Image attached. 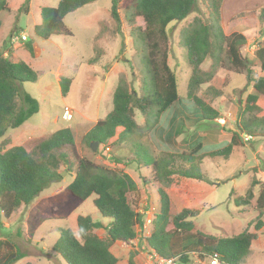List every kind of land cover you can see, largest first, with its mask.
Returning a JSON list of instances; mask_svg holds the SVG:
<instances>
[{"label":"rangeland","instance_id":"374dc122","mask_svg":"<svg viewBox=\"0 0 264 264\" xmlns=\"http://www.w3.org/2000/svg\"><path fill=\"white\" fill-rule=\"evenodd\" d=\"M5 1L9 8L0 11V55L11 51L16 61L24 60L35 70L44 72L37 82L26 81L22 85L23 91L39 101L40 109L24 125L7 131L5 137L12 139L7 147L22 145L39 159V143L54 131L71 127L74 137L72 145L57 149L49 159L51 167L61 173V180L45 188L36 200L61 192L75 177L79 161L86 158L100 170L129 174L138 188L128 195L129 201L136 212L146 215L142 229L136 226V239L118 241L113 245V252L119 258L116 264H128L131 251L137 252L135 260L142 264L147 252L154 251L143 238L150 235L153 230L150 220L159 212V189L169 194L172 215L185 207L201 208L195 223L205 234L231 237L246 229L256 232L258 237L251 245V252L241 264H264V208L257 205L261 185L255 187L254 198L249 205L238 207L234 203L236 198L246 195L254 176L264 183V136L246 139L242 135L240 145L234 148L230 157L207 156L203 159L200 164L205 175L203 180L179 176L172 184L155 181L151 162L148 165L143 163L161 156L160 149L147 134L149 126L144 127L145 132L136 130L128 133L127 139L121 143L116 141V137L111 138L98 144L95 150L84 141L89 130L112 110L113 92L120 78H125L129 89L138 93L142 78H147L141 63L146 51L138 35L139 28L144 29L145 23L141 17L129 19L127 7L132 0H123L121 4L120 26L111 17V0H96L67 14L65 22L72 35H52L47 40L35 35V25L41 23V10L56 6L59 0ZM207 7L206 2L198 0L194 11L185 20L168 27L169 63L179 78L181 95L186 94L192 71L187 49L181 42V31L197 16L206 19L209 14ZM263 8L264 0H224L220 12L225 34L240 32L247 36L248 41L241 48V54L251 62L255 79L264 76V70L254 57L264 42V22L260 17ZM23 34L28 39L18 41L16 36ZM30 41L34 45V56L26 49V43ZM210 63L207 59L202 69L208 70ZM245 73L237 74L225 67L218 70L211 82L201 87L200 96L219 111L220 117L196 122L191 116L190 122L186 120L182 133L176 136L175 148L187 152L193 132L204 136L206 143L231 139L237 128L240 106L253 93ZM63 77L71 78L66 94L62 92L60 83ZM146 87H150L149 83ZM66 106L73 111L70 121L63 118ZM136 119L140 124L145 122L139 111ZM176 159L175 169L185 164L180 158ZM95 198L93 194L68 220L45 221L47 210L43 201L22 205L10 217H5L0 211V240L12 241L26 254L14 264H67L53 251L60 236L59 229L77 230L78 215H91L106 224L109 221L97 211ZM259 220L263 226L256 231L255 224ZM98 233L104 236L105 230L99 229ZM4 252L5 249H0V255Z\"/></svg>","mask_w":264,"mask_h":264},{"label":"trees","instance_id":"16d2710c","mask_svg":"<svg viewBox=\"0 0 264 264\" xmlns=\"http://www.w3.org/2000/svg\"><path fill=\"white\" fill-rule=\"evenodd\" d=\"M94 1L59 0L56 6L43 8L41 23L35 25V35L45 40L52 35H72L65 17ZM223 1L203 0L208 6V17H195L181 31V42L187 49L192 68L186 94L181 95L179 78L169 63L168 27L185 20L194 11L198 0H132L127 7L129 19L141 17L145 23L144 29L139 28L138 35L146 51L141 63L147 78H142L140 93L129 89V82L120 78L113 92L112 110L85 135L84 141L89 146L106 143L115 137L121 143L127 139L128 133L149 126L147 134L160 149L161 156L143 163L148 165L151 162L155 181L172 184L179 176L203 180L205 175L200 169L203 159L207 156L230 157L234 148L240 145L242 135L250 138L264 136V76L255 79L251 62L241 54V48L247 44V36L240 32L224 33L220 16ZM111 2V17L120 26L119 13L123 0ZM8 8L6 1L0 0V11ZM260 17L264 22V8ZM26 49L34 56L32 41L26 43ZM254 57L264 70V42L257 48ZM207 59L211 61L210 68L203 70L201 66ZM225 67L237 74L245 71L246 80L253 87V93L240 106L237 128L231 139L206 143L204 136L193 132L187 144L188 151L178 150L174 147L175 138L182 133L186 120L191 121V116L196 122L213 121L220 117L219 111L207 104L199 92L204 84L214 79L219 69ZM43 73L24 60L16 61L11 51L0 55V211L5 217H10L22 205L43 201L47 210L45 221L68 220L95 194L94 205L103 218H109L108 223L105 225L91 215H79L77 230L59 229L60 236L53 251L67 264H116L118 258L112 253V246L117 241L136 239V226L142 229L146 218V215L136 212L129 201L128 195L138 189L131 176L100 170L92 161L82 158L75 177L61 192L36 200L45 188L61 180V173L51 167L49 159L57 149L74 143L71 127L58 129L41 141L38 145L39 159L22 145L7 147L12 143L11 138L5 137L7 131L21 127L40 109L39 101L23 91L22 85L26 81L37 82ZM70 82L71 78L61 79L64 94L68 92ZM137 111L145 118L143 124L136 119ZM137 146L142 148V145ZM61 156L65 157L64 154ZM176 158L185 164L175 169ZM145 183L149 182L145 180ZM257 185H261L257 205L260 209L264 208V183L255 176L246 195L236 198L234 203L238 207L249 205ZM159 195V212L150 220L153 230L143 238L157 254L165 258L180 256L183 262L193 257L214 255L221 264H241L246 260L253 241L258 237L256 232L246 229L231 237L205 234L195 223L201 208L185 207L172 215L169 194L159 189ZM262 226L259 220L255 230H260ZM99 229L105 230L104 236L98 233ZM0 249H5L0 255V264H14L26 256L10 240H0ZM136 255L137 252H130L128 264H137Z\"/></svg>","mask_w":264,"mask_h":264},{"label":"built area","instance_id":"2783aa9c","mask_svg":"<svg viewBox=\"0 0 264 264\" xmlns=\"http://www.w3.org/2000/svg\"><path fill=\"white\" fill-rule=\"evenodd\" d=\"M27 37L28 36L26 34H23L21 36L20 35L16 36V39L18 41L27 40L28 39ZM63 114H64L63 118L65 120L70 121L73 116V111L69 106H66L64 108ZM246 139H250V137L246 136ZM143 264H221V262L217 257V255L205 257V258L193 257L189 261L183 262L180 259V256L165 258L157 254L156 251L151 250L150 252H147L146 259L143 262Z\"/></svg>","mask_w":264,"mask_h":264},{"label":"crops","instance_id":"0c3cea01","mask_svg":"<svg viewBox=\"0 0 264 264\" xmlns=\"http://www.w3.org/2000/svg\"><path fill=\"white\" fill-rule=\"evenodd\" d=\"M75 214V213H74ZM73 214V215H74ZM79 216V215H78ZM77 216V217H78ZM83 216H86V215H83ZM72 217V216H71ZM76 222H77V218H76ZM105 225H106V223H104ZM118 242V241H117ZM121 242V241H120ZM111 251H112V253L115 255V253L113 252V246H112V248H111ZM116 256V255H115ZM146 256V255H145ZM118 258V257H117ZM119 259V258H118ZM136 262H137V260H136ZM137 264H139L138 262H137ZM143 264V263H142Z\"/></svg>","mask_w":264,"mask_h":264},{"label":"water","instance_id":"95a60500","mask_svg":"<svg viewBox=\"0 0 264 264\" xmlns=\"http://www.w3.org/2000/svg\"><path fill=\"white\" fill-rule=\"evenodd\" d=\"M97 145H98L97 143H93L92 144V147L94 148V150H95V148H96Z\"/></svg>","mask_w":264,"mask_h":264}]
</instances>
